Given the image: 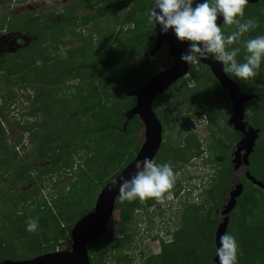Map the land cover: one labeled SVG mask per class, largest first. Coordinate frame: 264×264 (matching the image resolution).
Returning a JSON list of instances; mask_svg holds the SVG:
<instances>
[{"label":"trees","instance_id":"1","mask_svg":"<svg viewBox=\"0 0 264 264\" xmlns=\"http://www.w3.org/2000/svg\"><path fill=\"white\" fill-rule=\"evenodd\" d=\"M197 2L198 0L194 2L193 7ZM154 4L155 0H80L64 8L63 18H69L71 21L81 20L79 22L82 27L94 23L93 33L88 37H84L83 32L77 33L76 29L79 26H74L73 31L68 32L76 37L75 41H82L83 44L69 46L66 58L50 52L51 48H57L58 44L70 45L74 42L63 41V37L68 33L62 29L65 24L51 23L54 13L37 17L25 15L21 18L4 15L0 18V30L7 27L11 31H21L33 38L31 45L15 56L3 55L0 58V73L4 75V82L12 86L11 90L14 86H20L24 90L38 89L36 99L33 100V95L26 96L29 105L24 109L27 110L26 116L29 118L44 113L43 122L19 124L25 132L34 128L41 129L31 139L37 143V151L33 154L36 153V159L42 160L58 158V165L65 171L73 169L75 157L83 163L77 180L78 185H81V196L76 201L60 209L57 202L56 209L49 207L48 203L38 204L37 209L29 214L31 218H39L37 232L22 233L23 228H26L25 224L24 227L19 226L20 231L18 227H14L10 229L11 234L5 236L1 235L4 230L0 227V264L6 261L5 257L12 252L13 243H8L12 238L17 244L24 246L20 249L36 252L35 257L57 252L62 242L72 239L71 231L76 223L89 214L85 210L80 212L76 210L84 201L83 194L87 187L93 184L95 188L103 189L135 160L141 149L138 140L140 120L137 116L133 117L124 131L127 114L137 105V99L130 97L129 94L138 91L157 73L168 68L165 61L160 60L166 57L165 46L158 53L150 54L155 49L159 35L155 24L148 23L147 17ZM83 9H90L91 13L75 16L76 12ZM247 19H256L259 26L246 33L240 42L233 45L241 49L237 57L239 62H244L243 42L264 35V0L245 6L241 22ZM129 26L133 28L125 30V27ZM118 27L119 32L115 34ZM221 27L225 36L235 30L226 32L224 25ZM37 59L42 61L40 67L36 66ZM227 75L239 85L242 93L256 96L245 106V120L254 129L261 130L260 136H264V60L257 75L247 80H241L231 73ZM15 78H18L19 83H13ZM73 81H77V84L67 88L69 94L61 95L64 92L63 87ZM209 85L210 90L207 89ZM48 87L51 89L47 90ZM205 89L208 94H205ZM246 89L248 91L245 92ZM174 92H177L180 99L192 98L196 105L217 106V108L210 106V110L206 114L202 112L201 115L206 116L209 125L221 127L223 114L216 110L226 106L229 98L209 67L197 61L188 76L178 81L165 96L171 97ZM161 103L165 105L167 101ZM6 106H9L8 102H3L0 107L2 109ZM161 106L158 99L153 107L163 124L167 122L168 111L160 113ZM224 121L226 129H222V132L225 137L212 142L209 146L212 152L218 154L217 159L223 161V168L217 172L214 182L208 188V195L203 204L186 209L183 207L180 210L181 226L180 228L177 226L171 243L163 242V253L158 260L153 261V264H213L217 257L215 235L218 220L215 211L220 207L224 195L231 191L230 181L234 174L231 171L233 167L229 159L230 151L234 144L244 138L240 132L231 129L227 117ZM194 137L196 136L193 134L187 136L185 144L200 155L198 152L201 148L200 140ZM55 145H59L60 150L57 151ZM49 149L54 153L52 156ZM83 151L86 152L85 155L80 154ZM168 152L174 158L188 162L181 151L176 152L173 148ZM33 154L27 155L26 158H32ZM17 158L18 153L9 151L2 134L1 177L5 182L16 183L25 180L33 183L35 179L31 176L32 170L27 168V164L15 165ZM36 159L30 161L32 167L36 166ZM155 162L162 163L163 160L158 158ZM49 169V174L54 173L55 170H52L54 167ZM247 171L264 184V142H257ZM256 171L261 172L259 173L262 180L256 178ZM59 182L60 176L56 184ZM241 183L244 192L237 199L235 209L229 213V228L231 225L235 228L234 236L240 246L238 264H264V190L245 176L241 178ZM149 204L153 203L149 201ZM140 207L139 199L123 203L117 201L115 213L119 212L123 222V237L114 239L113 218L108 232L88 246L91 264H104V259L107 255L111 256L110 254L116 256L117 264L131 263L124 253V248L126 249L129 242L134 239V233H130L127 224L133 221L136 210ZM11 216L15 214L4 215L0 211L2 220H11L13 218ZM24 216L27 215L19 214L18 218L25 220ZM16 221L17 219L14 220L15 224ZM8 230L7 228L5 232L8 233Z\"/></svg>","mask_w":264,"mask_h":264},{"label":"rangeland","instance_id":"2","mask_svg":"<svg viewBox=\"0 0 264 264\" xmlns=\"http://www.w3.org/2000/svg\"><path fill=\"white\" fill-rule=\"evenodd\" d=\"M78 0H28L25 1L23 4L16 5V2L14 6L9 7L10 5H4L0 3V8H3V10L0 12V16L7 13L13 14V12H17L15 14H19V16L22 15H33L35 17L39 15H45L48 16L51 13H54V16H52L51 23H63L65 24L62 29L65 30L64 32H72L74 26H79L76 31L77 33L83 32L84 37H88L89 35H92L94 23H90L86 26H81V23L79 21H71L69 18H63V13H65L62 9L66 8V6L70 4L76 3ZM195 0L194 2H196ZM204 0H198L197 3H203ZM14 9V11L12 10ZM18 11H15L17 10ZM6 11V12H5ZM90 9H83L80 12H76L75 16H84L85 14H90ZM70 14V13H68ZM75 19V18H74ZM67 23V24H66ZM224 25V24H223ZM111 27L114 28V25L111 24ZM133 28V26L125 27V30L129 28ZM120 27L117 28L115 31V34H118ZM235 29V25L229 26L224 25V30L226 32H229L230 30ZM25 39V38H24ZM76 37L72 33L66 34V36L63 37L64 42L71 41L70 45L66 44H58L57 48H51L50 52L53 54H61L63 57L66 58V50L69 46L72 45H81L83 44L82 41H75ZM33 40H21L18 42V46L22 47H12L11 46H4L0 48V54L5 53V51H10V53H16L20 49L24 48L25 46H29ZM167 50V48H166ZM164 57L160 58V60L165 61L167 64V67L169 68L171 66V63L168 59V51H166V55ZM4 75L0 73V84L2 86V90L0 91V106L2 107L3 102L9 103V106H6L5 108L0 107V138L1 135L4 134V139L6 140V145L12 153L16 152L18 153V158L16 159L15 165H21V164H27L28 167L32 170L31 176L35 179V181L32 182H5L4 179L0 175V211L4 215L12 214L15 216H11V220H5L0 217V227L1 230H4V232H1V235L4 234L5 236L11 234L10 229H14V227H18V230L20 231L19 226H23L26 224L27 219L31 216L29 215L33 210L37 209L38 204L45 205V203H48V206L52 209H56V204L58 205L59 209L61 207H64L68 205L69 203L72 204V202L76 201L80 196V184L78 185V174L80 172V167L82 161L75 157L74 159V167L72 170L65 171L64 168H61V165L59 164L58 158H52L51 160H42V159H36L37 154H33V152L37 151V143L31 141L33 135L39 131H41L40 128H34L32 131L25 132L19 124H30L34 122L35 120H38V123H41L45 115L44 113L38 114L35 118L31 119L26 116L27 110L24 108L28 106V103L26 102V96L32 95V93H37V90L34 89H21L20 86H14L11 90L12 86H9L7 83L4 82ZM13 83H19L18 78H15L13 80ZM77 84V81H73L72 83L66 85L63 87L64 92L61 93V95H67L69 94V91L67 88L70 86H74ZM213 85L211 84V87ZM51 89V87H48L47 90ZM207 89L210 90L207 86ZM207 89H205V94H208ZM11 90V91H10ZM67 92H66V91ZM40 91V89H39ZM248 91L247 89L245 92ZM71 92H74V90H71ZM161 96L159 99V104L162 105L159 109L160 113L162 111L167 112V122L163 125V142L160 149V153L158 154V157L156 159L160 158L163 160V163H170L173 169L175 167H185V171L187 172V178L188 182L185 183V189L186 193H181L180 199L175 198L171 201L165 200L163 203H158L157 205V211L155 213V216L157 219V223L155 226H153L150 229L149 235L146 237L145 228L147 227L144 225L142 218H135L133 217V221L129 224H127V228L131 233H134V236H136V242L133 243V250L132 255L134 257L133 261L135 264H141V255H144L145 258L148 256L158 254L160 252V243L159 241H154L152 236H158L162 235L165 236L166 232H172L176 231L178 227L181 226V209L184 206V209L186 207H191L195 205H201L204 200H206V191L207 187L210 186L208 184L213 183L215 176L217 175V172H219L220 169H222L223 161H219L217 159L218 154L215 152H212L209 148V146L212 144V142L222 139L225 136L223 135L222 129L225 128V117L231 118L232 117V111H233V102L226 103V106L216 110L217 112H220L223 114V117L221 119L220 126H211L207 122V120L202 117L201 113H205L210 110V106H213L214 108H217V106L214 105H204L199 104L196 105L194 103V100L192 98H178L177 92H174V94L171 97L168 96ZM157 99V100H158ZM167 101V103L170 105L167 106V103L163 105L161 102ZM201 102V101H200ZM171 111V112H169ZM165 115V113H164ZM21 122V123H19ZM197 122V126H196ZM233 130L234 128L231 127ZM235 131V130H234ZM194 135L197 140H200L201 148L198 152H200V155L197 156L196 152L188 148V151L184 152V155L186 159H189V162L187 163V166H184V164L181 162L183 159L174 158L173 155L170 154V150L173 148H178L181 145L184 144V141H186L187 136ZM21 139V141H20ZM138 140L141 144V146L145 142V126L142 123V121H139V131H138ZM264 142V136H260L257 142ZM57 142H59V139H57ZM56 142V144H57ZM193 143V141H192ZM236 143L232 146V149L230 151L229 159L232 163V172L235 177L237 178H243L244 174L246 172L245 169L240 168L239 170L235 171V163L234 160L236 159L235 152L237 145ZM49 148V147H48ZM55 148L60 150V146L55 145ZM182 148V147H181ZM50 150V149H49ZM51 151V150H50ZM32 155V158L27 159V155ZM54 153L51 151L50 155L52 156ZM80 154L85 155L86 152H81ZM166 158V159H165ZM36 159V166L32 167L30 165V161H34ZM154 160V162L156 161ZM157 164H163L158 163ZM54 167L52 169L54 173L49 174V168ZM49 169V170H48ZM260 172V171H259ZM256 171L255 175L256 178L259 180H262L261 172L259 173ZM183 173L175 174L177 178H179ZM60 176V182L56 184V181L58 180V177ZM176 178V181H177ZM92 184V183H91ZM231 185V183H230ZM78 187V189H77ZM84 189V187H83ZM176 189L175 184L172 189V192ZM102 191V188H95L93 184L87 187L85 193L83 194V202L76 207L77 212L80 211H86V212H93L96 206V202L98 199V196L100 192ZM229 198H230V192H228L226 195H224V203L222 202L220 207L217 209L219 214H217V210L215 211L216 218L218 220V225L223 221L225 218V213L230 209L229 208ZM208 199V197H207ZM222 199V201H223ZM181 201L185 202L181 205ZM57 202V203H56ZM56 203V204H55ZM142 204V203H141ZM208 208V205L207 207ZM75 210V211H76ZM16 213H19L20 215L25 214L27 216H24L23 218L25 220H20L18 218V215ZM145 213V211H144ZM137 212L135 213V215ZM139 214V213H138ZM152 216V215H150ZM153 216V217H155ZM148 218V217H147ZM159 218V219H158ZM16 224L14 223V220H16ZM149 220V218L147 219ZM8 224V227H7ZM179 224V225H178ZM178 226V227H177ZM8 230V233L5 232L6 229ZM218 228V227H217ZM114 239H120L123 235V222L120 218L119 212L115 213L114 216ZM144 232V233H143ZM229 233L232 235H236V230L233 228V225L230 226ZM19 233V232H17ZM22 233H29L26 231V228H23ZM143 233V235H142ZM167 239V238H165ZM8 243H13L11 245V251L6 257L5 260L8 261H26L36 258L37 255L36 252H29L26 249H20V247H24L22 245L17 244V241L15 239H10ZM15 243V244H14ZM141 243V244H140ZM72 239H67L66 241L62 242L61 247H59L58 251H70L72 249ZM10 248V247H9ZM26 250V251H25ZM128 250V247L124 248V253H126ZM16 251V252H15ZM111 256L107 255V258L104 259V264H117V258L114 254H110ZM214 264V263H213Z\"/></svg>","mask_w":264,"mask_h":264},{"label":"clouds","instance_id":"3","mask_svg":"<svg viewBox=\"0 0 264 264\" xmlns=\"http://www.w3.org/2000/svg\"><path fill=\"white\" fill-rule=\"evenodd\" d=\"M193 4L194 0H155L154 7L147 14L148 23H158L165 34L170 29L174 30L177 39L190 42L188 50L181 54V60L186 64L192 66L198 59L214 58L223 64L225 73L241 80L257 75L264 60V35L243 42L244 62L237 59L241 49L233 47L246 33L259 26L256 19L241 22L248 0H204L203 3H196L195 7ZM218 16L223 17L224 25H235V30L225 36L222 27L217 24ZM41 65L42 61L37 59L36 66ZM175 180L170 163L157 164L145 156L143 160L136 161V171L130 179L113 181L112 186L118 189L117 199L121 203L137 199L143 202L150 198L163 203L173 199ZM38 229L39 218L30 217L26 221V231L35 233ZM239 248L234 235L229 232L223 234L216 249L219 264H238Z\"/></svg>","mask_w":264,"mask_h":264},{"label":"water","instance_id":"4","mask_svg":"<svg viewBox=\"0 0 264 264\" xmlns=\"http://www.w3.org/2000/svg\"><path fill=\"white\" fill-rule=\"evenodd\" d=\"M195 1V0H194ZM261 0H248V5L257 4ZM155 24V23H154ZM218 26L223 25V17L218 16ZM159 35L156 46L151 55L158 53L163 46L167 48L168 58L171 66L166 70L157 73L146 85L136 92L130 93V97L137 99V105L127 114L124 124V131L127 130L129 121L137 116L145 126V142L141 146L135 160L129 164L123 172L113 181L121 179H130L136 171V161L143 160L145 156L156 159L163 142V125L154 111V103L161 96L165 95L178 81L188 76L192 66L181 60V54L185 53L190 47V42H181L177 39L174 30L164 33L161 25L155 24ZM200 61L203 65L210 68L215 79L227 91L230 100L233 102V116L229 121V125L236 132H240L244 138L239 142L236 148L234 160L235 171L243 168L246 170L244 176L254 185L264 190V184L257 181L251 176L247 169L250 166V158L257 146V140L260 137L261 130H256L247 122L246 104L256 98L241 92L239 85L234 82L223 71V64L215 61V59H204ZM113 181L106 184L100 192L96 206L93 212L86 215L83 219L76 223L71 231L72 249L70 251H57L48 253L31 260L26 261H4L1 264H91L88 246L96 242L102 235L108 232L111 220L115 216L117 208L118 189L112 186ZM244 186L241 178L233 176L231 180V192L229 198V210L223 221L219 224L215 242L217 248L220 246V237L228 232L231 212L237 206V199L243 194ZM214 264H219V257L214 260Z\"/></svg>","mask_w":264,"mask_h":264},{"label":"flooded vegetation","instance_id":"5","mask_svg":"<svg viewBox=\"0 0 264 264\" xmlns=\"http://www.w3.org/2000/svg\"><path fill=\"white\" fill-rule=\"evenodd\" d=\"M25 1H28V0H24L23 2H17L16 0H10V2H7V1H3V0H0V3L1 4H4L5 6L6 5H10L9 7H13L14 6V4H15V2H16V5H19V4H23V3H25ZM78 1H80V0H78ZM75 4V3H74ZM73 3L72 4H70V5H68V6H66V7H70V6H72V5H74ZM3 10V8H0V12ZM13 11H14V9H12ZM64 12H65V10L64 9H62ZM15 11H18V9L17 10H15ZM6 12V11H5ZM15 13H17V12H15ZM14 12H13V14H7V13H5V14H3L2 16H0V18H2L4 15H8V16H10L11 18H14V17H17V18H21L22 16H25V15H22V16H19V14H15ZM64 14V13H63ZM33 40V38H30L29 36H27L24 32H19V31H16V32H14V31H11V30H9L7 27L6 28H3V29H1L0 30V48L1 47H4V46H11V48L13 47H17L18 46V42H20L21 40L23 41V40ZM31 45V44H30ZM29 45V46H30ZM18 47H22V46H18ZM26 47H28V46H25L24 48H26ZM24 48H22V49H20L19 51H17L16 53H10V51H5V53H1L0 54V58L3 56V55H11V57H13V56H15L16 54H18L19 52H21V50H23ZM169 59V58H168ZM170 62V61H169ZM227 92V91H226ZM228 94V93H227ZM32 95H33V100L34 99H36V94H35V92L34 93H32ZM228 98H229V96H228ZM228 102L229 103H231L232 101L230 100V98H229V100H228ZM232 114H233V111H232ZM233 116V115H232ZM202 117H206L205 115H203ZM35 118V117H34ZM232 118V117H231ZM230 117L228 118V124H229V121H230V119H231ZM31 119H33V118H31ZM206 119V118H205ZM207 120V119H206ZM38 123V120H35L34 122H32V123H30V125L31 124H34V123ZM43 122V121H42ZM22 125H24V124H22ZM230 126V125H229ZM231 127V126H230ZM234 130V129H233ZM163 145V144H162ZM182 147V148H181ZM175 150H176V152L177 151H181L182 153H184V152H186V151H188V147H187V144H185V141H184V144L183 145H181L180 147H178V148H175ZM197 155V154H196ZM196 157H198V155L197 156H195V158ZM188 160V162H189V159H187ZM183 164H184V166H187L188 164V162H186V161H181ZM160 163V162H159ZM163 163V162H162ZM174 172H175V174L177 175V174H179V173H183L179 178H177V181L175 180V187H176V189L173 191V199L175 200V198H177V199H180V197H181V193L183 194V193H186V189H185V183H187L188 182V180H187V178L188 179H190L189 177H187V172L185 171V167H175L174 168ZM216 177V176H215ZM232 180V179H231ZM230 183H231V181H230ZM211 182H210V184H208V185H210L211 186ZM210 186H208L207 187V191H208V188L210 187ZM231 186V185H230ZM207 191H206V195H208L207 194ZM231 192V191H230ZM226 195V194H225ZM149 201H151L153 204H149ZM182 203H181V205L182 204H184L185 202H183V201H181ZM223 203H224V199H223V201H222ZM142 204H141V207L140 208H138L137 210H136V212H137V214L135 215V218H142V220H143V223H144V225H146L147 227L145 228V233H146V237H147V235H149V233H150V229L153 227V226H155L156 225V223H157V219H156V217L158 216V215H156L155 216V213H154V211L156 212L157 211V204H158V202L154 199V198H150V199H147V200H145V201H143V202H141ZM184 207V206H183ZM183 207H182V209H183ZM144 211H145V213H144ZM139 213V214H138ZM227 213H228V211L225 213V215H227ZM230 213V212H229ZM217 214H219V212H218V210H217ZM150 215H152V216H150ZM153 216H155V217H153ZM149 218V220H147L148 218ZM159 219V218H158ZM153 225V226H152ZM219 226V225H218ZM143 232V233H144ZM131 233V232H130ZM143 233H142V235H143ZM173 233H175V231H172V232H169V231H167L166 232V235L165 236H162V235H158V236H152V238L154 239V241H159V243H160V252L158 253V254H154V255H151V256H148L147 258H145V256L144 255H141V258H143L141 261V264H149V263H151V264H153V261H155V260H158V258L162 255V253H163V247H162V245H163V242H165V243H167V244H169V243H171L172 242V240H173V238H174V234ZM122 237H123V235H122ZM121 237V238H122ZM165 238H167V239H165ZM134 242H136V236H134V239H132L130 242H129V245H128V250H127V252H126V254H127V256H128V258H129V260L131 261V263H129V264H135L134 263V261H133V259H134V257H133V255H132V250H133V248H132V246H133V243ZM141 244V243H140Z\"/></svg>","mask_w":264,"mask_h":264}]
</instances>
